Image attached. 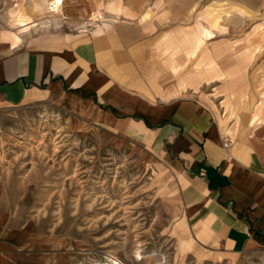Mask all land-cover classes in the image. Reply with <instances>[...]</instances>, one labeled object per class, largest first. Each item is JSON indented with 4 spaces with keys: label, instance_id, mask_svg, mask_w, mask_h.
I'll list each match as a JSON object with an SVG mask.
<instances>
[{
    "label": "rangeland",
    "instance_id": "374dc122",
    "mask_svg": "<svg viewBox=\"0 0 264 264\" xmlns=\"http://www.w3.org/2000/svg\"><path fill=\"white\" fill-rule=\"evenodd\" d=\"M50 1L0 0V27L23 49L94 40L140 103L194 100L234 141L264 125V0H65L56 17ZM73 97L0 107V264H264V248L198 240L176 173L98 136Z\"/></svg>",
    "mask_w": 264,
    "mask_h": 264
},
{
    "label": "crops",
    "instance_id": "0c3cea01",
    "mask_svg": "<svg viewBox=\"0 0 264 264\" xmlns=\"http://www.w3.org/2000/svg\"><path fill=\"white\" fill-rule=\"evenodd\" d=\"M210 34L203 30V38ZM188 40L202 44L198 34ZM109 67L94 40L23 49L20 35L0 27V107L56 90L74 96L80 110L94 106L86 118L98 136L143 144L176 173L184 219L198 240L212 237L234 253L264 248V125L234 141L194 100L140 103L111 80Z\"/></svg>",
    "mask_w": 264,
    "mask_h": 264
},
{
    "label": "bare ground",
    "instance_id": "6f19581e",
    "mask_svg": "<svg viewBox=\"0 0 264 264\" xmlns=\"http://www.w3.org/2000/svg\"><path fill=\"white\" fill-rule=\"evenodd\" d=\"M48 4L49 12L52 17H56V15L64 8L65 0H51ZM68 6V5H67ZM258 124H263V120L256 119Z\"/></svg>",
    "mask_w": 264,
    "mask_h": 264
},
{
    "label": "built area",
    "instance_id": "2783aa9c",
    "mask_svg": "<svg viewBox=\"0 0 264 264\" xmlns=\"http://www.w3.org/2000/svg\"><path fill=\"white\" fill-rule=\"evenodd\" d=\"M225 146L227 147V146H228V144H225Z\"/></svg>",
    "mask_w": 264,
    "mask_h": 264
}]
</instances>
